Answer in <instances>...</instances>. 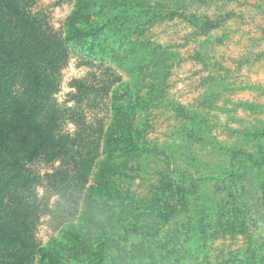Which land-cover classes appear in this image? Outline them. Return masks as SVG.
Wrapping results in <instances>:
<instances>
[{"label": "rangeland", "instance_id": "374dc122", "mask_svg": "<svg viewBox=\"0 0 264 264\" xmlns=\"http://www.w3.org/2000/svg\"><path fill=\"white\" fill-rule=\"evenodd\" d=\"M173 1L179 9L171 17L165 9L170 0L140 2L143 14L136 17L120 12L116 0L24 4L44 32L62 41L47 109L58 111L68 143L54 159L47 147L24 164L28 176L40 180L27 188L9 185L0 169V200L22 218L36 245L62 240V223L73 221L85 239L80 246L62 240L61 255L73 264L93 255L98 225L107 224L106 215L118 207L95 193L91 181L117 185L138 199L159 192L165 178H208L201 182L219 191L232 152H253V136L264 128V0ZM204 15L212 27L194 22ZM71 26L98 32L76 43L66 37ZM121 82L130 96L114 95ZM110 130L130 132L140 152L109 151ZM54 172L65 175L56 187L45 179ZM245 185L238 198L248 206L245 227L235 220L228 225L233 228L198 248L197 260L188 257L184 264H264V196L254 183ZM190 218L171 213L155 240L145 242L182 243ZM154 247H114L107 264H118L120 257L135 264L155 257L162 262Z\"/></svg>", "mask_w": 264, "mask_h": 264}, {"label": "trees", "instance_id": "16d2710c", "mask_svg": "<svg viewBox=\"0 0 264 264\" xmlns=\"http://www.w3.org/2000/svg\"><path fill=\"white\" fill-rule=\"evenodd\" d=\"M37 1L0 0V169L7 172V183L18 188L40 182L38 178L28 176L25 163L35 160L47 147L52 150L49 158L54 159L68 143V135L62 129L58 111L47 109L55 87L52 75L58 69V52L62 50V41L44 32L24 6L25 3ZM143 1L116 0V4L123 9L120 12L128 17H136L143 14L140 4ZM170 2L171 5L168 4L165 9L171 17L179 8L172 6L175 4L173 0ZM137 8L140 11L136 12ZM146 13L150 11L146 10ZM196 18L194 22L205 28L214 24L207 15ZM97 28L71 26L66 37L76 43L86 41L96 35ZM121 93L130 96L124 82L114 88V95ZM253 138V152H232V167L219 175L225 178V186L219 191L201 182L208 178H165L158 186L159 192L149 199H138L127 197L117 185L91 181L90 186L95 193L117 201L118 207L106 215L107 224L101 221L98 225L93 255L83 264H107L106 257L112 252L111 249L124 244L149 249L155 246L162 254V262H157L155 257L149 264H164L166 260L173 264H184L188 257L197 260L198 248L205 247L207 240H215L220 230L233 228L228 225L234 226L235 220L240 219L239 226L244 228L248 206L238 198L245 191V184L254 183L264 196V128ZM105 142L109 151L121 149L137 154L141 150L130 132L125 130L108 131ZM45 179L56 187L65 181V175L54 172ZM1 189L0 181V194ZM178 207L180 209H176ZM177 211L191 216L188 234L182 243V240L176 243L159 240L153 245L145 242L155 240L160 226L169 221L171 213ZM150 224L151 232L148 230ZM62 226V240L76 242L78 246L84 244L82 231L73 221L63 222ZM62 240L53 237L47 243L36 245L28 238L22 218L0 200V264H29L34 257L39 264H73L61 255ZM118 264L135 262L132 259L124 261L120 257Z\"/></svg>", "mask_w": 264, "mask_h": 264}]
</instances>
